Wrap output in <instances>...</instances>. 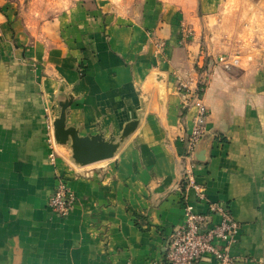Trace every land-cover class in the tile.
<instances>
[{
    "label": "crops",
    "instance_id": "1",
    "mask_svg": "<svg viewBox=\"0 0 264 264\" xmlns=\"http://www.w3.org/2000/svg\"><path fill=\"white\" fill-rule=\"evenodd\" d=\"M168 9L123 15L80 0L33 30L0 0V264H167L185 202L208 208L185 166L239 222L233 264H264L263 57L222 70L197 43L202 20ZM203 69L210 134L190 161L182 138L195 108L178 83L193 85ZM65 98L81 134L118 137L137 124L113 157L77 168L50 143ZM58 174L76 195L64 217L46 205Z\"/></svg>",
    "mask_w": 264,
    "mask_h": 264
},
{
    "label": "built area",
    "instance_id": "2",
    "mask_svg": "<svg viewBox=\"0 0 264 264\" xmlns=\"http://www.w3.org/2000/svg\"><path fill=\"white\" fill-rule=\"evenodd\" d=\"M191 32V29L184 27L183 38L191 37ZM260 56L263 57L264 63V52ZM254 58L255 54L251 52H222L213 58L212 64L229 71L239 67L244 60L252 62ZM207 75L208 72L203 69L193 85L186 80H179L178 83L195 108L191 128L182 138L185 147L183 157L190 161L193 160L192 155L198 142L207 132L210 112L203 100L208 83ZM53 158L54 154L50 153V159ZM183 178L188 186L195 189L197 199L207 202L208 208L206 212H197L185 202L183 220L172 229L165 249L167 264H195L206 257H212L215 264H233L235 260L230 255V249L238 240L239 222L226 205L207 198L203 186L195 181L190 167H184ZM75 203L74 191L65 177L58 174L53 191L47 198V207L57 216L64 217L71 212Z\"/></svg>",
    "mask_w": 264,
    "mask_h": 264
},
{
    "label": "rangeland",
    "instance_id": "3",
    "mask_svg": "<svg viewBox=\"0 0 264 264\" xmlns=\"http://www.w3.org/2000/svg\"><path fill=\"white\" fill-rule=\"evenodd\" d=\"M79 1L6 0L7 4L11 6V15L16 20L22 21L26 28L33 30L38 29L42 24L55 17L56 14L68 12ZM91 1L98 3L105 11L123 15L142 14L145 16V14L160 13L165 7L171 10L178 6L188 13L191 18L202 20L197 25L199 28L198 34L200 35V40L197 43L205 51L211 48L219 54L231 52L232 49L243 51L248 46L253 45L256 48L255 56H260L264 52V37H261L264 32V0ZM192 32L191 36L193 35ZM186 40H190V37ZM259 66L264 71V64ZM232 70L227 72L229 73ZM50 143H54L53 135Z\"/></svg>",
    "mask_w": 264,
    "mask_h": 264
},
{
    "label": "water",
    "instance_id": "4",
    "mask_svg": "<svg viewBox=\"0 0 264 264\" xmlns=\"http://www.w3.org/2000/svg\"><path fill=\"white\" fill-rule=\"evenodd\" d=\"M70 103L69 98L55 103L56 112H54L55 116L51 120L52 135L58 149L77 168L113 157L121 141L130 134L137 124L136 120H131L129 124L124 126L118 137L107 138L101 132L81 134L76 126L67 124L66 110ZM209 134L206 132L197 146Z\"/></svg>",
    "mask_w": 264,
    "mask_h": 264
}]
</instances>
